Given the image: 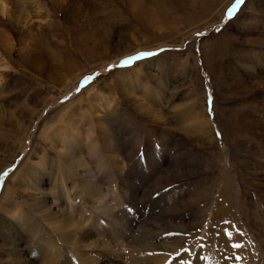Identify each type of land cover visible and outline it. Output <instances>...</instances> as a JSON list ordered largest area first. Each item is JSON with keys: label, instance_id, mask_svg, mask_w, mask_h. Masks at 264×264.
Segmentation results:
<instances>
[{"label": "rangeland", "instance_id": "374dc122", "mask_svg": "<svg viewBox=\"0 0 264 264\" xmlns=\"http://www.w3.org/2000/svg\"><path fill=\"white\" fill-rule=\"evenodd\" d=\"M8 3L0 264H264V0Z\"/></svg>", "mask_w": 264, "mask_h": 264}, {"label": "bare ground", "instance_id": "6f19581e", "mask_svg": "<svg viewBox=\"0 0 264 264\" xmlns=\"http://www.w3.org/2000/svg\"><path fill=\"white\" fill-rule=\"evenodd\" d=\"M8 1L9 0H0V12H2L3 14H5V13H7L8 12V10H9V3H8ZM9 13H10V11H9ZM5 16V15H4ZM11 18V17H10ZM125 147V146H124ZM124 150V149H123ZM125 153H127V152H125ZM126 156H128V155H126ZM126 158V157H125ZM120 171H123V169L121 170L120 169ZM127 171V170H126ZM120 173H122V172H120ZM131 173V172H130ZM125 174V173H124ZM123 175V174H122ZM122 177V176H121ZM129 178V177H128ZM134 180V179H133ZM153 185H152V187H151V189L148 191L149 193H152V192H155V188H156V186H157V183H156V181L154 182L153 181V183H152ZM162 188V187H161ZM226 186H224L223 187V189H222V191H221V195L220 196H222V197H224L225 196V194H226ZM138 189H139V191L140 192H142V190H140V187H138ZM138 189H136V190H138ZM157 189V188H156ZM134 192H136V191H134ZM145 193H146V191H144ZM136 194V193H135ZM138 194H139V192L137 191V196H138ZM144 194V193H143ZM134 196V195H133ZM136 196V197H137ZM135 197V199L134 200H137V198ZM133 199V198H132ZM173 199V198H172ZM164 201H165V207H166V209H167V212H173L172 211V209L170 208V204H171V198H170V196H166L165 195V197H164ZM139 202V201H138ZM187 204V203H186ZM168 206H169V208H168ZM230 206H229V204L226 202V200L225 199H222V201H217L216 202V205H215V208H214V211H213V223L214 224H216V222H218V221H223V220H226V216H227V209L229 208ZM108 210V209H107ZM166 212V211H165ZM207 212V211H206ZM105 213V212H104ZM104 213L101 215L100 214V219L101 218H105V216H107V218H111V219H114V221H117V220H119V218H118V215L117 214H113L112 212H109L108 211V213L109 214H107V213H105V215H104ZM109 218V219H110ZM220 218V219H219ZM101 220H103V221H105L106 219H101ZM108 221V220H107ZM113 221V220H112ZM99 223H101V222H99ZM116 223V222H115ZM219 223V222H218ZM117 224V223H116ZM192 224V223H191ZM190 223H188L186 226H184V227H187V228H192V226L193 225H191ZM118 225V224H117ZM102 227H103V225H101ZM106 229V228H105ZM114 233H116V232H114ZM208 234H210V232L208 233ZM205 250H206V248L203 246V247H201V243L200 244H197V245H195L194 246V249L192 250V252L190 253L191 255H192V257L191 258H189L190 256H187V258L185 259V260H187V262L188 261H190L194 256H195V254L196 253H200V255H201V257L203 258V260L205 259L204 257H205ZM216 251H218L220 254H221V252H223V254H222V258L227 262V263H230V264H234L233 263V260H236L237 258H240V260H241V264H257V261H256V253H255V250H254V252L252 253L251 252V250L249 251L248 249H244V248H242V247H239V248H237V247H234V249H231V248H229V247H226L225 249H223V248H220V247H218L217 248V250ZM252 253V254H251ZM20 254V253H19ZM20 258L21 259H23L24 260V256H23V254H21L20 255ZM180 258V257H179ZM181 259V258H180ZM188 259H190V260H188ZM25 261V260H24ZM28 263V262H27ZM29 264V263H28Z\"/></svg>", "mask_w": 264, "mask_h": 264}, {"label": "snow or ice", "instance_id": "6c2138e0", "mask_svg": "<svg viewBox=\"0 0 264 264\" xmlns=\"http://www.w3.org/2000/svg\"><path fill=\"white\" fill-rule=\"evenodd\" d=\"M243 2H244V0H235V4L233 5V7L231 9V12H235L236 7L239 6L240 4H242ZM153 55H155V53H151V52L140 53V54H137L136 56H131V57L126 58L124 61H122V64L123 65H130L134 61L139 60L143 56H153ZM86 79L90 81V80L93 79V77L90 76V77H87ZM218 135H219V133H218ZM234 247L239 248V247H241V245L240 244H235Z\"/></svg>", "mask_w": 264, "mask_h": 264}]
</instances>
